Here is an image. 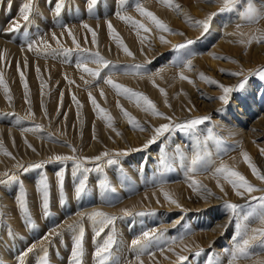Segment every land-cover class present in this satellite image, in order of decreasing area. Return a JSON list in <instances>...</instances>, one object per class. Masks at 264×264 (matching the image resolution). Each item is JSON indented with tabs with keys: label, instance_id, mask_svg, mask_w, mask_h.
<instances>
[{
	"label": "bare ground",
	"instance_id": "obj_1",
	"mask_svg": "<svg viewBox=\"0 0 264 264\" xmlns=\"http://www.w3.org/2000/svg\"><path fill=\"white\" fill-rule=\"evenodd\" d=\"M75 1L76 0H58V3L62 6L64 4L66 8L61 14L55 16L57 18L55 19V23L58 22V20H60L62 17H67L65 18L67 19L65 28L70 30L72 35L75 36L77 43H82L84 47L92 49L99 48L100 50L104 49V51L107 50V54H111L110 50H108V45L112 44V55H114L115 57L116 55H119V58L131 62L133 59V54L141 57L144 56L148 48L147 46L149 45L148 41L151 38L161 42L163 46L168 43V35L165 34L166 31L160 30L151 21L150 18L142 15L139 11H136L135 15L141 17L142 20L147 23L146 27L143 25V28L148 29L147 32H145L143 28H141V22L134 23V21L129 20L126 15V19L118 18L123 15L122 9L125 8L124 4L127 2V0H107V2L111 4L109 5L110 9L108 11L113 20L112 22L105 23L104 26L106 30L101 33L99 44L97 43V41L93 43V39H95V37H93L94 22L90 21L88 18H82V12L80 14L76 12V5L74 4ZM104 1L105 0L100 2ZM134 1L136 0L128 2V5H134ZM147 1L149 2L150 0ZM157 1L160 5H162V7H164L159 8V12L161 16L165 18V20L167 18L169 19L170 16L173 17L175 14L184 13L186 11L185 7L177 8V5L173 3H170L171 6H169L167 0L164 3L159 2V0ZM208 1L210 0H207L205 2L206 4L204 3L206 8L208 9V13L212 14L218 12L219 15L215 17L214 22L212 21L214 30L212 31V37L214 40L211 41L213 45L210 44L211 47L209 51L207 50V54L198 57V55L193 52V48H190V45L184 48V50L182 48H177L174 46L175 52H173V54L168 56L163 61L155 64L150 70H147V72L150 73V77L148 78H152L153 80L156 79V81L160 83L164 80H167V84L171 86V88H177V92L171 100L169 106V108H172L170 117L177 120V124H182L185 121H190L193 119L203 118H195L191 114L189 109L192 103V99L190 98L191 95L196 96L195 99H197L198 97V95L195 92L193 93V91L195 89L200 90V86L203 85L205 81L210 83L211 87L212 85L213 87H217L219 91L222 90L221 86L233 89V91L229 92L228 94V98L231 95L233 96L232 104L230 108L222 107V111L219 112V118H214V120L209 121L208 124L201 123L196 127L195 130L185 131L175 127L174 129L169 131V135L166 137L165 141L161 142L159 148L156 151L152 152L149 162L144 168L142 166L144 162H141V164L137 166L136 161L138 162V158L137 160L136 158H134V161H129L124 166H120L121 164L119 163V161L112 157L113 155L110 154L112 149V136L109 132L114 133L115 130L112 127V123L109 122V115L103 114L102 111H100V108L96 106L94 107L92 104L93 109H91L92 111L90 112V114H92L95 119H102L100 120L101 125L99 127V130L95 127V124L91 123L90 127H86L85 130V133L88 134L87 137L86 135H84L85 139L82 140V133L79 126L80 107L77 106V101H72L69 104L67 102L62 103L61 109H58L63 97L62 93H60L56 100H54V102L56 103L55 105L57 106L50 112L51 117L46 118L42 99L44 96H46L47 92L46 82L44 81L42 75L38 71L32 73L31 75L29 73L30 85H28L25 79L22 83L21 76L17 74L18 79L15 83L14 97L19 102V110L22 111L26 117L31 119L33 118L32 111H30L29 108V95L32 94L33 99H35L33 108L35 112L34 118L46 122L51 121V124H55V122H57L58 126L63 127V131H65L66 125H71V128H67L68 135L75 131L74 146L78 151V157H76L77 152H73L72 148L68 146L65 148V153L69 154L67 156L70 157L72 155V157L74 156L76 159L71 160L68 166L65 167V169L63 168V164H60L59 168L54 173H51V188L53 194L52 199L56 211L64 210V208L62 207V200L64 197L67 198V205L69 204L72 206V208H74L71 209V211L76 212L74 218H76L77 221L81 220V222L76 225V229L74 232H72V234L74 238H80L81 232L84 234V236L82 235V237H84L82 242L83 247L88 250L91 249V255L96 256L95 253L98 251V249L105 243V241L109 240V238L111 237L112 242L115 241L116 247L120 244L130 245V248H127V251L125 250L123 256H126L129 253L133 254L132 259H129L126 262L123 261L122 257L117 256L115 258L116 260L114 259L115 263L118 262L120 264H146L147 262L148 264H152L154 260L158 259V261L161 260V262H159L158 264H162V259H164V256L172 255V253L182 251L189 246L197 248L205 247L209 245V243H211L214 238L221 234L226 236L224 241H221L220 246L218 245L217 248H215L213 251L208 252L205 255L203 261L198 260L200 261L199 264H229V261L232 259V253L237 250L236 245L238 243L242 244L243 240L245 239L249 240V244L255 241V246L253 249H251L248 245L249 258L236 259L234 261V264H262V262H264V237H261L252 231L253 229L264 230V224H262L259 220V213L261 211H264V209H261V202L260 200H258L253 207L245 208V210H242L243 205H245L247 202L248 195H257L259 197H264V183L259 186L258 184H252L250 181H248L255 188L261 189L262 191H256L251 194L245 193L243 197H241L237 196L234 190H231L230 192L228 189H226L222 185V182L226 181L223 178V175L216 174L217 168L221 166L227 168V166L225 165H230L233 161H238L239 164L230 165L232 167H228L227 169L234 170L240 174L241 168L247 167L249 169L248 165L244 162L242 153L248 154L252 164H260L262 174H264V154H253L251 149H247L252 147L250 140L254 139L257 135L264 131V69L257 72L253 71L251 72L252 74H245L244 76H241V72L239 73V70H242L243 72L245 70H248L247 72L251 71L247 68L249 67V63L247 61L248 57L255 58L259 57L261 53H264V41L260 40V38L264 36V1H260L259 3L254 0H233V2L230 3L227 8L224 7L223 0H216L215 6H210L208 4ZM11 3L12 2H10V4ZM41 3L42 2H40V4ZM90 3L91 0H86L85 3H81L80 5L82 7H85L89 6ZM149 4L150 6L152 5L151 2H149ZM32 5L34 4L32 3ZM15 6H13L14 9L17 8ZM20 9L21 7L17 9V14L15 16L17 17L16 20L18 22H21V20H23L21 17ZM4 10L5 9H3V11L1 12H4ZM47 11L49 10L47 9ZM50 11L52 12V14L54 13V15L57 13H55V9H52ZM71 11L72 13L69 14V12ZM168 11H172L174 12V14L170 15L168 14ZM11 12L13 11L11 10ZM99 13L102 15L107 13L106 9L103 6V3L99 5ZM117 13H119L120 15H117ZM242 15L244 16V18H241ZM207 16L203 15V18L206 19ZM90 22H92L93 24H90ZM109 23L112 27L114 26L119 29L118 31L120 36L125 35L123 39H127V46L123 45V43L118 42L122 39L116 37L113 31L114 28H112V34L110 35L108 27ZM83 24H87L89 28L92 29V31L83 28ZM238 25L239 27H237ZM54 26L56 27L55 30L51 29L44 36L35 38V42L32 44V49H41L44 51L45 42H47L49 46H59L60 54H58L57 58H55L56 56H53V59H56L57 61L51 62L50 67V75H52V78L54 77L53 83L58 79L60 87L64 85V88H62L64 89V92H66V95H68V93H73L76 90L82 92L81 84H84L86 81L89 84L90 79H92V76L84 72L83 68L86 67L93 70V68L88 64L91 63L98 65L95 62V55L90 52H85L83 55H80V53L76 52L75 50H70V52H68L67 50L70 46L76 45L73 44L72 38L69 36L68 31H65L64 27H61L63 29H60L57 25ZM53 34H55L58 38V43L57 40H53ZM161 37L163 38V42L161 40ZM188 40L190 39L184 38L179 39L178 41H173L174 43L176 42V45L178 46L181 44H185ZM121 44L126 47L129 52L132 53L131 56L125 53L123 48L120 47ZM61 47H65L67 50H62ZM2 48L6 49L4 46ZM215 48L222 51L225 60L233 55L229 52L235 53L233 56H236L241 61L236 65V69H238L237 72L239 73V75H232L230 71H225L224 75L222 76L216 75V78L214 79L215 83L211 82L212 76L210 75L212 72H208V70H206V67L210 68V66H212V63H214L212 58H209V53H212V49ZM79 49L80 47L77 48V51H79ZM201 51L202 53H206V51ZM46 56L52 59V56L50 54H47ZM66 60H70L71 62H73L70 65V69L60 68L59 64L65 62ZM189 60L191 62V67H182V65H184L185 62ZM23 64H25L24 60ZM225 66L228 67V65ZM124 68L125 69L124 71H122L120 78L115 74H112L110 78L112 80L113 78H119L128 82V84H135V81L131 77L133 74H135V71L133 70L134 66L127 64ZM1 69L4 72V76H6L7 71L2 67ZM181 74L186 77V79H180ZM69 81H72V83H69ZM241 82H244L243 88L236 90L237 86ZM25 84L27 85L28 102H26L25 97ZM3 87V84L0 83V98L5 101V94L7 93ZM158 89L159 86L155 85L152 89V92L156 93L158 92L156 91ZM101 91L103 92V96L101 95ZM89 93L90 92H86V95H89ZM106 93H109L110 96L116 99H124L123 96H125L127 97L126 99H128L129 101L131 100V102L133 103H135V100L137 99L136 97L129 98V95L127 93H124L122 90L113 89L110 85L103 82L100 87L97 88V94L103 100ZM118 94H122L123 96H119ZM222 95H224V93H222ZM80 96L84 97L85 95L84 93H81ZM160 97L161 99H165V95H160ZM71 100H73V98ZM87 101H90L89 97ZM217 102H220V99ZM103 103L107 105V102L103 101ZM125 103L129 102L125 101ZM221 103L224 102L221 101ZM116 105L118 106L119 103H117ZM7 106H9V102L2 103L0 107L3 109H7ZM135 107V109H137L138 115L143 118H147L150 116L152 121L154 123L156 122V120L151 116L152 114L150 113V111L144 110V107H146V105H143V102H141V106L138 107L136 104ZM129 108L134 109L130 105ZM112 113L114 115H119L120 121L125 123L128 122V117L123 115L121 110L115 111L113 109ZM70 114L73 115V120L69 122L67 118L70 117ZM143 123H145V121H143ZM137 125L139 126L136 127L138 131L133 132L134 134H130L129 137L134 143L144 147L146 142L151 139V135L150 133L148 134L147 130L145 129L144 131L139 130L142 127L139 124ZM10 126L12 125L10 124ZM19 128L23 131V133L19 132L17 134L16 131L15 133L13 130L6 129L5 133L9 145H13L15 136L22 144L26 141L25 138H28L29 141L32 142V144L39 150L37 154H32V157L30 158L34 159L42 156L53 159V157H55L50 155V153H52V150H54L53 146H48V144L46 145L45 143L41 142L40 137L34 135V133L30 131L28 127L21 125ZM154 128L156 127H152L151 130L153 131ZM261 129L262 132H260ZM99 133L105 137V144L103 145L96 141V137H98ZM175 133H177L176 136ZM261 135L263 136L264 134ZM228 138L236 139L239 144V148L237 149L239 153H236L228 159H226V157L220 158V156L223 154L222 152L224 151L223 146L227 144ZM72 139V136H70L69 141H73ZM86 139L87 141H85ZM260 145L264 146L263 143H261ZM108 150H110V152ZM102 153H108L109 155L102 157L100 161L89 159V161L85 163L83 160V158L85 157L94 158L96 156H100ZM194 158H198V162L195 165H193L192 163ZM109 160H112L114 162L109 164ZM227 161L230 162L227 163ZM5 164L6 163H3L0 160V168L4 167ZM77 164H79L80 167H77ZM54 168L56 167H53L52 169ZM170 179H182L183 181H185V189L178 184H173V186L170 187L171 190L167 189L166 185L168 184V181ZM26 181V190L28 193L27 196L29 199L30 208L33 210H44L42 200L44 198H46L47 200V193L45 192L44 197H42V190L45 189V186L43 187L41 184L43 183V180L38 177L35 181L31 180V183ZM192 181H196V184L193 185ZM259 183L262 182L259 181ZM143 184L145 186H143ZM78 187L84 188L83 192H81L80 194H78L77 192ZM221 187H224V191H221ZM144 188H151V191L146 192ZM18 189L13 193L11 197H13V199L15 200L14 203H16V205L18 206L17 209L23 210L25 204V200L23 197L24 195L23 193H21L22 190L20 191ZM140 190H143V192L140 193ZM214 190L218 191L219 194L221 193L222 196L225 197H218V195H215ZM167 191H169L168 193L172 196V200H175L176 202L167 205L168 208L180 210V212H178L175 216L173 215V220L171 218V225L177 223L179 220L184 221L182 228L177 232H180L177 236L169 235L167 238H165L167 242L164 252L165 254L156 253V256L148 255L144 258V260H142L141 257L135 255V253L143 251V243L145 240L143 238V233L150 232L151 229L150 225L146 224L143 220H137L133 218L134 211L132 209L134 208V206L138 205H134L132 203L134 202L136 197H146L147 195H149L150 197H158V194L161 195V193ZM226 196H230V198L233 200L227 199L228 197ZM173 197L179 198L174 199ZM132 198L134 200L130 201V199ZM207 198L208 200L206 201ZM4 199L6 198H4L3 196L6 211L3 217L8 220L9 224H15L17 222V219L14 216L15 212L13 211V208L11 207V205H9L10 199ZM226 200L231 201L227 202ZM162 201L169 200H166L165 197H163ZM102 202L120 203V208L111 209L110 211L107 209V212H117L115 214L106 215L105 212H100V206ZM229 203L239 206L235 213L226 208V205ZM150 204L155 205V202L149 203L148 205ZM215 207L220 208L218 210H215ZM209 208L211 209L201 212V209L206 210ZM191 209L200 210L199 212L201 213L188 215L187 211ZM95 212L103 213L106 217H114L115 220L110 224H102L101 221L103 220V217L90 218V215ZM249 213H251V215H249ZM31 214L34 213L32 212ZM245 216L248 217L247 220L244 219ZM25 219L27 220V218ZM126 224H129V226L131 224L134 225L131 231L133 233H128L126 227H124V225ZM18 226L16 227L18 228ZM101 227L103 228V231L100 232L99 235H97V231ZM126 231L128 234L125 233ZM2 234L4 235V232H2ZM46 235L48 236L49 234ZM253 235H256L255 239H252ZM66 236L68 235H65V237ZM181 238H183L182 242ZM42 241H45V239H43ZM133 241H139V244L134 246ZM12 242L13 241H11L10 239H7L6 242L3 239H0L1 264H43L36 261V259L35 261L32 260L31 262L26 263V257L22 254V249L20 248V246L19 248H17L18 246L13 245ZM76 243L77 242H75V244ZM46 244L48 245V243ZM72 245L73 244L71 243V247ZM21 247L23 248V246ZM72 251H70V253H72ZM45 252L46 251L44 250V254ZM78 254H80V252H78ZM34 256L36 257V255ZM92 257L93 256H91V258ZM137 257H139V259H137ZM10 258L12 259V261H6ZM103 258L106 259L105 257ZM109 258H111V256H109ZM96 259H99V257L96 256ZM190 264H196V262Z\"/></svg>",
	"mask_w": 264,
	"mask_h": 264
},
{
	"label": "rangeland",
	"instance_id": "obj_2",
	"mask_svg": "<svg viewBox=\"0 0 264 264\" xmlns=\"http://www.w3.org/2000/svg\"><path fill=\"white\" fill-rule=\"evenodd\" d=\"M100 1H103V0H97L96 4L94 6H91V9H90V5L85 6V7H82L80 5L81 3H85L86 0H80V1L76 0L74 2V4L76 5V12L78 14L82 12V15H81L82 18H85V19L88 18L90 21L94 22V24L92 22H90V24L92 23L94 25L93 32H95V42L97 41L98 44H99L101 33L106 30L104 26L105 23L112 22L113 20L112 16L109 14V11H108L110 9L109 5L111 4L108 3L107 0H105L104 2H100ZM131 1L132 0H127V2L124 4L125 8L122 9L123 11L122 16L124 17V19H126L125 17L126 15L129 20L134 21V23L141 22L142 26L144 25L146 27L147 23L143 21L141 17L135 15V12L137 11V5L142 6L146 11L153 13L154 16L158 20L163 21L162 23L168 29V31H166L165 33L168 35V38H167L168 43H166V45L163 46L161 42L156 41L153 38H151L148 41L149 45L147 46L148 48L144 56L141 57L136 54H133V59L131 62H128V61H125L124 59L119 58V55H116V57L112 55V51H113L112 44L108 45L109 46L108 50H110L111 54H107L106 53L107 50L104 51V49L100 50L99 48L92 49V48L84 47L82 43H78L80 47L79 51H77V48H78L77 46H70L68 50L65 47H61L62 50L66 49L68 52H70V50H75L76 52L80 53V55H83L85 52L86 53L90 52L92 54L99 53L100 56H102L105 60L110 62V65L117 66V69H112L111 67L103 68V66L101 65H95V64L89 63L88 65L92 67L94 71L97 69L101 71V78L95 79L92 77V79H90L89 81V84L88 83L81 84L82 92H79L78 90H76L73 93H70V94L68 93V95H66V92H64V89H63L64 85H62L63 88L60 87L58 79L53 83L54 77L52 78V75H50L51 62L57 61L56 59H53V56H56L55 58H57L58 54H60L59 52L60 47L53 45V46H49L48 49H44V51L41 49L40 50H35V49L29 50L28 48L29 44H33L35 42L36 37L39 38V37L44 36L51 29L55 30L56 27L54 25H57L60 29H63L61 27L65 28L66 22H67V19L65 18L67 17H62L60 20H58V22H56L57 23L56 24L55 19L57 18L55 16L58 14H61L66 8V6L64 4L63 6L61 5L59 9V13L57 14L56 13L57 4H59L58 0H46V1L45 0H32V3L34 5H32L33 8L31 11L29 21L25 22L24 20H21V22L20 21L18 22L16 20L17 17H15L17 14L16 11L18 8L22 7L24 3L28 2V0H0V17H1L0 18V78H1L0 81H2V84L4 86L3 88L6 90V93H7L5 94V101L0 98V106L2 103L9 102V106H7V109H3L0 107V128H1L0 130V160L3 163H6L4 167L0 168V239H3L5 242L7 239H10L11 241H13L12 242L13 245L18 246L17 248H19L20 246V248L22 249V254L26 257V261H25L26 263L31 262L32 260L35 261L36 259V261L41 262L43 264H66V263L67 264L69 263L70 264H101V259H103L104 264H120L118 262L115 263V260H116L115 258L117 256L122 257L124 262L128 261L129 259H132L133 257L132 253L127 254V252H126L127 255L123 256L125 253V250L127 248H130L129 244H120L116 247L115 241L112 242V247L110 249V252L103 256L106 259L101 258V257H99V259H96V256L91 255L92 253V251L90 252L91 249L88 250L85 247H83V243L81 244V247H80V251L82 252L81 256L78 253L76 255H73L72 250L74 249V246H76L77 244V243L75 244V242L80 240L81 237L74 238L72 232L75 231L76 225L79 224L81 220L77 221V219L74 218L76 212L71 211V209H74V208H72V206L69 204L67 205L66 197H64L62 200V207L64 208V210H58V211L55 210L53 199H52L53 194H52V188H51L52 182H51L50 175L51 173H54L59 168L60 164H63V168L65 169V167L68 166L69 162L71 160H75L76 158L73 156V158H70L67 160L57 161L55 159H49L48 157L39 156L38 158L32 159L30 158L32 157V154H37L39 150L37 149V147H35L32 144V142L29 141L28 138H25L26 141L22 144L19 141V139H17V137L15 136V141L13 145H9L7 136L5 133L6 129L13 130L14 132L16 131L17 134L19 132L23 133V131L19 127L21 125H24L28 127V129L32 131L34 135L39 136L41 142L45 143L46 145L48 144V146L54 147V150H52V153H50V155L52 156L59 155V156L68 157L67 155L69 154L65 153V148L68 146L72 149H75V146H74L75 131L70 133L69 135L67 132V128H71V125H66L65 131H63V127L58 126L57 122H55V124H51V121L46 122V121H42V120L34 118L35 112L33 108H34L35 99H33L32 94L29 95V101H30L29 108H30V111H32L33 118L31 119V118L26 117L23 114V112L19 110V107H18L19 102L14 97L15 83L18 79L17 74H19L20 76L23 75L26 83L30 85V75L38 71L42 75L44 81L46 82V92L47 93H46V96H44L42 99L44 113L46 114V118L51 117L50 112L53 109H55L57 106L55 105L56 103L54 102V100H56V98L60 95V93H62L63 97H62L60 106L58 104L59 106L58 109H61L62 103H66V102L68 104L71 103L73 101L71 99L74 96L76 98V101L79 103V107H80L79 126H80V130L82 133L81 138L82 140H84L85 139L84 135H86V137L88 135L87 133H85L86 127L89 128L90 124L93 123L95 124V127L99 130V127L101 125L100 120H102L101 118L95 119V117L92 116V114H90V112L92 111L91 109H93V107H92V103L90 101H87L89 95H86V92H90L92 93L91 94L92 98L96 101V107L103 110L102 111L103 114L109 115V118H110L109 122L112 123V127L115 130L114 133L109 132L111 136L113 137V138L111 137V143H112L111 148L112 149L110 153L111 155H113L112 157L119 161V163L121 164L120 166H124L129 161H134V158H136V160L137 158L139 159L138 162L136 161L137 166L141 164V162H144L142 165L143 168L147 166V163L149 162L152 152L156 151L159 148L161 142L165 141L166 137L169 135V132H166L164 133V135L158 137L155 140V142L151 143L148 147H142L134 143L129 137L130 134H134L133 132L138 131L137 128L134 127L132 124H130L129 121L126 123L120 121L119 115H114L112 113V110L114 109L115 111H117V110H121V108L122 109L124 108V111L128 112V114L133 118L136 124H139L143 129L147 130L148 134L150 133L151 139H152V137L154 136V132L151 130L152 127L157 128L163 124H169V123L173 125L177 124V120L170 117V114H171L170 112L172 111V108H169L171 100L173 99L174 95L177 92V88H171V86L167 84L168 82L167 80L166 81L164 80L163 82L160 83V82H157L156 79L153 80L152 78H148L150 77L149 75L150 73L148 72L147 74H144V75H138L136 74L135 67L133 69L135 71V74L131 76L133 80L135 81V84H128V82L124 81L123 79L122 80L119 79L121 76V73L122 71H124L125 69L124 67L127 64L131 66L142 65L144 69L147 68L146 70L148 69L150 70L155 64L163 61L168 56L173 54V52H175L174 46H177V45H176V42L174 43V41L176 40L178 41L179 39L189 38L191 41H194V43L190 45V48H193V52L196 53L198 57L206 55L211 45H213L211 41L214 40L212 37V31H214L213 26H212V21L214 22L215 17L219 14L218 12H216V15L211 20L210 28L208 32L201 35L202 29H201V26L197 22L205 20L203 18V15L207 16L209 14L208 9L205 6L206 4L205 2L207 0H170V3L176 4L177 6H179V8L185 7L186 11L184 13L175 14L173 17L170 16V18L169 19L167 18L166 20L165 18L161 16L159 12V8H164V7H162V5H160L157 0H150L149 2L152 3L151 6L147 0H143V1L136 0L134 1V5H128V2H131ZM215 1L216 0H210L208 1V4L210 6H215L216 4ZM254 1H257L260 3V1H264V0H254ZM10 2L12 3L10 4ZM40 2L42 3L40 4ZM101 3H103V6L107 11V13L104 15L99 13V5ZM193 4H194V7H193ZM13 6L17 8L14 9ZM3 9H5L4 12H1L3 11ZM47 9L49 11L52 9H55L56 14L55 15L54 13L52 14V12L47 11ZM11 10L13 12H11ZM71 13L72 11L69 12V14ZM168 14L173 15L174 12L168 11ZM118 18H121V17H118ZM14 21L15 22L17 21V23L19 24V28L15 31H12L11 29L13 27ZM112 28H114L113 31L116 37L122 39L118 42L123 43V45L127 46V39H123L125 35L120 36L119 31H118L119 29H117L114 26ZM3 46L6 49H3L2 48ZM182 49L184 50V48ZM201 50L206 51V53H202ZM229 53L233 55L235 54L233 52H229ZM47 54H50L52 56V59L47 57L46 56ZM233 55H231L227 60H225V57L222 54L221 50L216 49V48L212 49V53L211 52L209 53V58L210 59L212 58L214 63H212V66H210V68L206 67V70H208V72L209 71L212 72L210 75L212 76V81H214V79L216 78V75H221V76L224 75L225 71L227 72L230 71L231 73H238L237 72L238 69H236V65L241 61L239 60V58ZM23 60L27 62L26 67H25V64H23ZM85 61H86V58H85ZM247 61L249 63V67L247 68L251 71L247 72L248 70H245L243 72L242 70H239V73L241 72V76H244L245 74H252L251 72L253 71L257 72V71H261L262 69H264V53H261L259 57H255V58L248 57ZM72 63L73 62H71L70 60H66L65 62H62L61 64H59V66L60 68L70 69V65ZM225 65H228V67ZM1 67L7 71L6 76H4L3 74L4 72L2 71ZM45 73L48 75H46ZM112 74H115L119 77V78H113L114 83L122 86V89L127 88L131 90V92L142 94L144 97H146L149 101H151L154 104L155 109L159 113H161L162 116L157 117V116L151 115L156 120L155 123L152 121L150 116L147 118L141 117L140 115H138L137 109H135L136 103L131 102V100L129 101L128 99H126L127 97L123 96L122 94H118V95L123 96L124 99H121V98L116 99L110 96L109 93H106L105 98L102 100V98L97 94V88H99L100 85L103 83L104 78L111 76ZM155 85H158L159 89L156 90L158 92L153 93L152 89ZM200 88H201L200 90L195 89L193 91V93L195 92L198 95L197 99H195L196 96H193V95H191L190 97L192 99L191 101L192 103H191V107L189 111L195 118L208 117L209 119L203 122V124H208L209 121L214 120V118L220 117L219 112L222 111V107L230 108L232 101H233V96L231 95L228 98L227 103H221V100L220 102H217V101L222 96V93H223L222 90L219 91L218 88L213 87V85L211 87L210 83H208L207 81H205V83L201 85ZM161 90H163L164 94H162ZM81 93H84L85 96L81 97L80 96ZM160 95H165V99H161ZM103 101L107 102V105L104 104ZM125 101L129 103H125ZM117 103H119V107L116 105ZM128 104L132 106L134 109L129 108ZM63 106H66V105H63ZM70 112H74V111H70ZM72 117L73 115L70 114V117L67 118V120H69L70 122L71 120H73ZM163 117H169L171 119L168 120V119H164ZM143 121H145V123H143ZM223 121H224V118H223ZM10 124L13 127L10 126ZM174 128L175 127H173L172 129ZM260 132H262V129ZM261 134H264V131L260 133L259 135H257L254 139L250 140L252 147L247 148V149L248 150L251 149L253 154H261V149H264V146L260 145L261 143L264 144V135L262 136ZM176 135L177 133H175V136ZM70 136H72L73 141H69ZM85 141H87V139ZM96 141L99 142L101 145H103L105 144V137L99 133L98 137H96ZM223 147H224V151L222 152L223 154L220 156V158L226 157V159H228L231 156L235 155L236 153H239L237 151V149L239 148V144L235 138L234 139L228 138L227 144H225ZM75 151L77 152L76 157H78L77 156L78 151L76 149ZM108 151L110 152V150ZM70 157H72V155ZM228 162L230 161H227V163ZM234 164H239V162L233 161L232 164L230 165H234ZM33 165H41V166L32 167ZM230 165H225V166H227V168L232 167ZM253 165H255L258 169V172L262 174L260 164L256 163ZM53 167H56V168L52 169ZM240 172L252 184H258L259 186L263 184V183H259L260 180L257 179L253 175L251 170H249L247 167L241 168ZM37 176L43 180L42 182L44 184L41 183L43 187L46 184L47 205H48L47 210L44 209L40 211L38 209L33 210L30 208V203H29V199L27 196L28 193L26 190L27 186H26L25 181L27 180L26 182L31 183V180L35 181L38 178ZM172 180H176V181H172ZM184 183L185 181H183L182 179H178V180L170 179L168 181V184L166 185V188L170 189V187L173 186V184H178L179 186L185 189ZM222 185L226 189H228L230 192L231 190H233L232 186L227 181L222 182ZM143 186L145 185L143 184ZM17 189L20 191L22 190L21 193H23L24 195L23 197L25 200V204H24L23 210L17 209L18 206L16 205V203H14L15 200L13 199V197H11ZM144 189L146 192L151 191V188L149 189L144 188ZM9 190H10V193H9ZM142 192L143 190H140V193ZM168 192L169 191L163 192L161 193V195L158 194V197H150L149 195H147L146 197H136L135 200L133 199L135 197L130 199V201L134 200L132 204L138 205V206H134V208L132 209L134 211L133 218L137 220L138 219L143 220L146 224H149L150 229H151L150 233L153 234V238L149 240H144L143 251H139L135 253V255L140 256L142 260H144V258L147 257L148 255L156 256V253H164L165 248H166V243H167L165 238H167L169 235L177 236L180 233V232L179 233L177 232L182 228L184 221L179 220L177 223L171 225V218L173 220V215L175 216L178 212H180V210L170 209L167 206L170 204V202L162 201L163 197H165L164 193H168ZM214 192H215V195H218V197H225V196H222L221 193L219 194L218 191L214 190ZM168 195L172 199V196L169 193ZM3 196L4 198H6L4 200L10 199L9 205H11V207L13 208V211L15 212L14 216L17 219V222L15 224H9L8 220H6V218L3 217L6 212L5 205H4L5 201H3ZM226 197H228L227 199H231L230 196H226ZM253 197L260 198L257 195H248L247 202L245 205H243L242 210L243 209L245 210V208L253 207L254 204L259 200V199L253 200L252 199ZM173 198L178 199L179 197H173ZM207 200L208 198L206 199V201ZM231 200H226V201L229 202ZM154 202H155V205H151V204L148 205L149 203H154ZM29 208H30V211L32 210L31 212L29 211ZM119 208H120V203L102 202L100 206V212H105L106 215L115 214L117 211L107 212V209L110 211L111 209H119ZM219 208L215 207V210H218ZM210 209L211 208L206 209V210L201 209V212L207 211ZM199 211L200 210L191 209V210H188L187 213L188 215L190 214L195 215V214L201 213ZM32 212L34 214H31ZM35 216L36 218L37 217L38 218L36 219ZM25 218H27V220ZM72 225L73 227H70ZM16 226H18V228ZM124 227H126V230L128 231V233H130L134 225L131 224L129 226V224H126L124 225ZM5 228H8V229H5ZM231 230H232V226H231ZM127 231L125 232L126 234H128ZM2 232H4V235L2 234ZM49 233L51 234L47 236L46 234H49ZM44 235L47 236V239H45V241H42L45 237ZM65 235H68L70 238L68 236L65 237ZM225 237L226 236L220 234L216 238H214L212 242L209 243V245L205 247L197 248V247L189 246L188 248H185L182 251L172 253V255H166L164 256V259H162V262H163L162 264H190L193 262H196L197 264L198 260L203 261L205 255L208 252L213 251L215 248H217L218 245L220 246L221 241L223 242ZM83 238L84 237H82V242H83ZM70 239H74V240H70ZM46 243H48V245ZM71 243L73 244L72 245L73 248L71 247ZM255 243H256L255 241L251 242L249 244V247L253 249L255 246ZM21 246H23V248ZM30 247H31V251H29ZM25 249L28 251H26ZM44 250L46 251L45 254H44ZM69 250L72 251V253H70ZM33 254L36 255V257ZM43 255H46V256H43ZM91 256L93 257L91 258ZM109 256H111V258H109ZM178 256H184L186 257V259L184 261H180L178 260ZM6 261H12V259L10 258ZM200 261H198V264ZM159 262H161V260L158 261V259H156L154 260L152 264H158ZM146 264L148 263L146 262Z\"/></svg>",
	"mask_w": 264,
	"mask_h": 264
},
{
	"label": "snow or ice",
	"instance_id": "obj_3",
	"mask_svg": "<svg viewBox=\"0 0 264 264\" xmlns=\"http://www.w3.org/2000/svg\"><path fill=\"white\" fill-rule=\"evenodd\" d=\"M97 0H91V3H90V9H91V6H94L96 4ZM159 2H166V0H159ZM167 2L169 3V6H171L170 4V0H167ZM233 0H223V3H224V7L227 8L228 5L230 3H232ZM61 5L60 4H57V14L59 12V9H60ZM179 6H177L178 8ZM31 11H32V0H28V2L24 3L20 9V13H21V17L22 19L27 22L29 21L30 19V15H31ZM137 11H139L142 15L148 17L151 19V21L162 31H168L167 27L160 21L158 20L153 13L149 12V11H146L142 6L140 5H137ZM117 15H120L119 13H117ZM216 15V13H212V14H209L206 19L204 21H200V22H197L200 26H201V35H203L204 33H207L209 28H210V22L211 20L213 19V17ZM241 18H244V16L242 15ZM121 19H124L123 16H121ZM83 28L85 29H88L89 31H92V29L89 28V26L87 24H83L82 25ZM108 27H109V32H110V35L112 34V26L111 24L109 23L108 24ZM239 27V25L237 26ZM19 28V24L17 22H13V27H12V31H15ZM141 28H143V26H141ZM143 30L145 32L148 31L147 28H143ZM65 31H68V34L69 36L72 38V42L74 45H76L77 47H79L77 41H76V38L75 36L72 35L71 31L68 30L67 28H65ZM93 37H95V32H93ZM53 40H57V43L59 42L58 41V38L56 37L55 34H53L52 36ZM161 40L163 42V38L161 37ZM261 41H264V36H262L260 38ZM259 42V41H258ZM93 43H95V39H93ZM194 41H191V40H188L185 44H181V45H178V46H175L177 48H186L188 47L189 45L193 44ZM120 47L123 48V50L125 51V53L129 56L132 55L131 52L128 51V49L126 47H124L122 44L120 45ZM28 48L29 50L32 49V44H29L28 45ZM44 48L45 49H48L49 48V45L47 44V42L44 43ZM95 55V62L98 64V65H101L103 66V68H109L111 67L112 69H117V66L116 65H110V62L105 60L102 56H100L99 53H96L94 54ZM27 66V62L25 61V67ZM135 70H136V74L138 75H144V74H147V70L143 68L142 65H135ZM182 67H186V68H190L191 67V62L190 60L185 62L184 65H182ZM83 71L88 73L90 76H92L93 78L95 79H99L101 78V71L99 69L93 71L91 69H88V68H83ZM162 71V70H161ZM232 75H239V73H232ZM203 78V77H202ZM180 79H186V77H184L182 74L180 75ZM21 81L23 83L24 81V77L23 75H21ZM105 84H108L110 85L113 89H117V90H122L124 93H127L129 95V98L131 97H136L137 99L135 100V103L137 104V106H141V102H143V105H146V107H144V110L145 111H150L152 115L154 116H157V117H161L162 114L159 113L156 109H155V106L154 104L149 101L146 97H144L142 94H137V93H134V92H131V90L127 89V88H123L122 89V86H120L119 84H116L113 82V80L110 78V76L104 78V81H103ZM0 83H2V81H0ZM69 83H72V81H69ZM87 83V81L85 82ZM212 83H215V81H212ZM244 86V82H241L238 86H237V89L236 90H239L240 88H243ZM25 87V97H26V102H28L27 100V85L25 84L24 85ZM222 87V91L224 93V95H222L220 97V100L224 103H227V100H228V94L229 92L233 91V89L229 88V87ZM162 91V94L163 93V90ZM101 95L103 96V92L101 91ZM89 99H90V102L93 104V106L95 107L96 106V101L92 98L91 96V93H89ZM73 101L76 102V98L73 96ZM77 106L79 107V104L77 102ZM119 107V105H118ZM100 111H103V110H100ZM121 111L123 113V115L127 116L128 117V121L130 124H132L134 127H139L135 121L133 120V118L126 112L124 111L122 108H121ZM164 119H168L170 120L171 118L169 117H163ZM209 119L208 117H204V118H198V119H193V120H190V121H185L183 122L182 124H176V125H173L171 123L169 124H163L157 128H154L153 129V132H154V136L152 137V139H150L148 142H146V144L144 145V147H148L151 143H154L155 140L164 135V133L166 132H169L171 131V129L173 127H176V128H179L181 130H185V131H188V130H195L196 127L198 125H200L201 123H203L205 120ZM139 130L141 131H144L143 128H140ZM34 150V149H33ZM73 152H75V149H72ZM261 153L264 154V149H261ZM109 154L108 153H102L100 156H96L94 158H83L84 162L87 163L89 161V159H92V160H95V161H100L102 159V157L104 156H108ZM242 157L244 159V162L248 165L249 169L251 170V172L253 173V175L259 179L262 183H264V174H260L258 172V169L255 165H253L250 161V157L248 156L247 153H242ZM70 158H73V157H64V156H55L53 157V159L59 161V160H67V159H70ZM114 161L112 160H109L108 163L111 164L113 163ZM198 162V158H194L192 163L193 165H195L196 163ZM41 165H33L32 167H40ZM77 167H80L79 164H77ZM216 174H219V175H223V178L232 186L235 194L237 196H241L243 197V195L245 193L247 194H251L253 192H256V191H262L261 189H257L255 188L252 184H250L248 182V180L240 173L234 171V170H229L223 166L219 167L216 169ZM7 175V174H6ZM83 183V182H82ZM192 184L195 185L196 184V181H192ZM61 186H62V180H61ZM218 187H219V184H218ZM84 188L83 187H78L77 188V192L78 194H80L81 192H83ZM221 191H224V189L221 187ZM46 192V184H45V189L42 190V197H44V193ZM164 196H165V199L166 200H169L170 203H176L175 200H172L168 193H164ZM253 200H257L259 199L260 200V207L261 209H264V197H260V198H256V197H253L252 198ZM43 202V207L45 210H47V200L46 198H44L42 200ZM178 206V205H177ZM226 208L227 209H230L233 213L236 212V210L239 208L238 205H233V204H227L226 205ZM249 215H251V213H249ZM95 217H103V220L101 221V223H113L115 218L114 217H106L105 214L103 213H100V212H95V213H92L90 215V218H95ZM247 216L244 217L245 220H247ZM259 220L262 224H264V211H261L259 213ZM72 227V226H70ZM103 231V228L101 227L98 231H97V235L100 234V232ZM254 233L258 234L259 236L261 237H264V230H261V229H253L252 230ZM51 233H49L50 235ZM82 235L83 233L81 232V239L77 241V244L76 246H74V249H73V255H76L78 252H80V254H82V252L80 251V245L82 244ZM143 238L145 240H149L151 238H153V234L150 233V232H144L143 233ZM256 238V235H253L252 236V239H255ZM44 239H47V236L44 237ZM182 239L181 238V242H182ZM139 244V241H133V245H137ZM248 245H249V240H243L242 244L241 243H238L236 245V251H234L232 253V259L229 261V264H234V261L236 259H247L249 258V253H248ZM112 247V239L111 237L109 238V240L105 241V243L98 249V251L95 253V255L97 257H101L103 258V256L107 253L110 252V249ZM29 251H31V249H29ZM137 259H139V257H137ZM186 259V257L184 256H178V260L180 261H184ZM101 264H104V261L103 259H101ZM262 264H264V262H262Z\"/></svg>",
	"mask_w": 264,
	"mask_h": 264
}]
</instances>
